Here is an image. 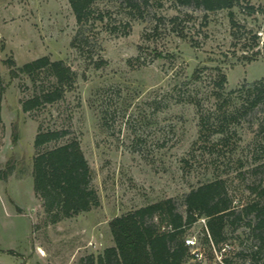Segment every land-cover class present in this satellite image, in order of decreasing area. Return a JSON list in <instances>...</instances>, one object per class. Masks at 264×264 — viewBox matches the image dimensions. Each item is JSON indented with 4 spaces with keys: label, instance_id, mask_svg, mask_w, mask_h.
<instances>
[{
    "label": "rangeland",
    "instance_id": "374dc122",
    "mask_svg": "<svg viewBox=\"0 0 264 264\" xmlns=\"http://www.w3.org/2000/svg\"><path fill=\"white\" fill-rule=\"evenodd\" d=\"M150 2L145 19H130L115 3L98 4L107 17L89 32L98 42L94 58L101 56L106 64L95 68L71 45L77 25L68 0H0V76L6 85L0 172L14 166L5 179L0 174V247L13 251L0 255V264H79L114 245L112 218L168 197L184 212L183 195L215 179L226 180L235 202L254 198L248 185L264 180V174L251 173L264 164V152L255 155L259 142L264 145V107L231 124L227 145L200 120L209 115L216 125L223 98L228 109L241 103L236 93H227L264 77V0H240L232 9L236 27L226 9L206 12L174 0ZM175 15L185 38L172 28L169 19ZM156 16L165 18L159 22ZM257 51L255 60H239ZM44 55L77 72L75 87L56 103L24 112L20 100L32 94V83L26 76L12 79L5 61L11 57L21 66ZM195 70H202L201 79L192 78ZM218 70L227 76L220 100L212 94ZM39 126L67 129L80 140L98 207L47 222L32 179ZM205 225L202 217L185 233L197 237L202 264L224 258L251 264L256 241L246 225L228 229L220 250L204 242ZM256 262H264V251Z\"/></svg>",
    "mask_w": 264,
    "mask_h": 264
},
{
    "label": "trees",
    "instance_id": "16d2710c",
    "mask_svg": "<svg viewBox=\"0 0 264 264\" xmlns=\"http://www.w3.org/2000/svg\"><path fill=\"white\" fill-rule=\"evenodd\" d=\"M75 17L77 29L71 40V45L77 51L89 57V64L101 68L106 60L98 56L94 58L98 45L96 35L92 32L97 22H103L107 17L104 10L98 8L100 2L115 3L130 19H145L149 12L150 0H68ZM175 5L201 9L206 12L228 10L232 27L237 26L233 8L240 5V0H174ZM249 12L253 6H246ZM157 17V16H156ZM165 17L157 19L163 21ZM169 21L177 35L185 38L182 20L178 15ZM128 27L130 23L126 24ZM116 29V27H115ZM235 33V32H234ZM257 38V36H254ZM259 52L252 56H243L239 60L253 61ZM5 63L9 67L12 79L26 76L32 83V94L21 98V108L24 112H32L47 104L62 100L67 91L75 87L77 72L63 60H53L44 55L21 66H17L13 58ZM201 71L195 70L192 78L201 79ZM226 74L218 70L213 80L212 94L220 100L225 93ZM6 85L0 76V124L2 123L1 108ZM237 94L241 103L233 109H228L227 99L218 106L221 116L215 122H210V116L202 114V128L213 129L211 132L221 133L220 142L227 145L228 128L232 123L240 121L259 107H264V77L252 82H245L240 87L229 91L227 96ZM191 101V99H190ZM193 101V100H192ZM195 103V102H193ZM264 126H260V132ZM67 129L43 128L39 126L34 138L35 153L32 158L33 190L41 205L47 222L56 223L63 218L75 217L88 212L100 205L97 190L92 184V169L82 150L80 140L69 136ZM203 134H201L202 136ZM264 152V145L259 142L255 151L256 159ZM14 166L9 165L6 172H0L5 179L12 173ZM253 174H264V164H259L251 170ZM252 200L240 204L233 199L228 190L226 180L219 178L192 188L181 199L184 212L179 209V203L173 197L130 210L109 221L114 245L94 256L82 257L79 264H202L191 247L185 243L187 229L200 218H206L204 242L211 249L222 248L228 240V229L237 230L246 225L256 241L251 264H257L258 257L264 251V180L248 185ZM13 253L12 250H8ZM216 264H233L227 258ZM264 264V262L262 263Z\"/></svg>",
    "mask_w": 264,
    "mask_h": 264
},
{
    "label": "built area",
    "instance_id": "2783aa9c",
    "mask_svg": "<svg viewBox=\"0 0 264 264\" xmlns=\"http://www.w3.org/2000/svg\"><path fill=\"white\" fill-rule=\"evenodd\" d=\"M185 243L191 247V251H192V254L195 255V257L197 259H199V257L202 255L200 252H198V240H197V237L195 235H188L186 236L185 238Z\"/></svg>",
    "mask_w": 264,
    "mask_h": 264
},
{
    "label": "crops",
    "instance_id": "0c3cea01",
    "mask_svg": "<svg viewBox=\"0 0 264 264\" xmlns=\"http://www.w3.org/2000/svg\"><path fill=\"white\" fill-rule=\"evenodd\" d=\"M8 250L10 249L0 247V255H3V253L7 252ZM40 256L43 257V254L40 253Z\"/></svg>",
    "mask_w": 264,
    "mask_h": 264
},
{
    "label": "bare ground",
    "instance_id": "6f19581e",
    "mask_svg": "<svg viewBox=\"0 0 264 264\" xmlns=\"http://www.w3.org/2000/svg\"><path fill=\"white\" fill-rule=\"evenodd\" d=\"M39 252H40L41 254H44V251H43L42 249H39Z\"/></svg>",
    "mask_w": 264,
    "mask_h": 264
}]
</instances>
